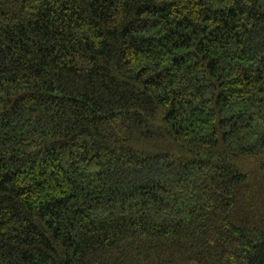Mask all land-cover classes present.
<instances>
[{
	"label": "trees",
	"instance_id": "1",
	"mask_svg": "<svg viewBox=\"0 0 264 264\" xmlns=\"http://www.w3.org/2000/svg\"><path fill=\"white\" fill-rule=\"evenodd\" d=\"M0 264H264V0H0Z\"/></svg>",
	"mask_w": 264,
	"mask_h": 264
}]
</instances>
